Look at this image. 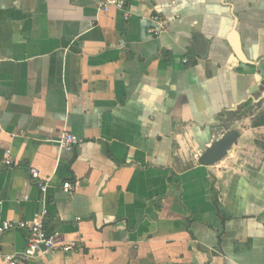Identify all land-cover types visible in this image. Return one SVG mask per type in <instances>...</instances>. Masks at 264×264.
<instances>
[{"label": "crops", "instance_id": "0c3cea01", "mask_svg": "<svg viewBox=\"0 0 264 264\" xmlns=\"http://www.w3.org/2000/svg\"><path fill=\"white\" fill-rule=\"evenodd\" d=\"M105 1L0 0V216L77 243L24 264H264V0Z\"/></svg>", "mask_w": 264, "mask_h": 264}, {"label": "built area", "instance_id": "2783aa9c", "mask_svg": "<svg viewBox=\"0 0 264 264\" xmlns=\"http://www.w3.org/2000/svg\"><path fill=\"white\" fill-rule=\"evenodd\" d=\"M111 7H115L125 13V18H129V11H127L126 4L123 0H106L102 4L104 10H109ZM154 20H158L155 16ZM149 32L151 34L158 35V28H150ZM78 138L71 132L63 133V145L69 150L73 151L78 143ZM33 180L40 181V188L42 191H46L49 187L48 182L42 180L39 170L36 168H31L30 170ZM64 189L71 192L74 187L71 182H65ZM47 211H45L46 213ZM11 230H25L28 233L27 237V247L21 255L6 254L4 255V260L6 264H24L25 260L36 258L41 254L55 251L56 249H61L64 252H69L77 246L75 241L68 243H59L58 234L52 233L47 228L44 217L38 218L34 221L22 220L19 222L4 220L0 216V233H4Z\"/></svg>", "mask_w": 264, "mask_h": 264}, {"label": "water", "instance_id": "95a60500", "mask_svg": "<svg viewBox=\"0 0 264 264\" xmlns=\"http://www.w3.org/2000/svg\"><path fill=\"white\" fill-rule=\"evenodd\" d=\"M229 42L236 53V55L242 60L247 61L244 51L242 49V43L239 32L235 29L229 36ZM240 132L236 129L225 133L222 137L212 143L210 147L199 158V162L203 165H215L223 160L240 138Z\"/></svg>", "mask_w": 264, "mask_h": 264}, {"label": "trees", "instance_id": "16d2710c", "mask_svg": "<svg viewBox=\"0 0 264 264\" xmlns=\"http://www.w3.org/2000/svg\"><path fill=\"white\" fill-rule=\"evenodd\" d=\"M216 204H217V206H218V208H219V214H220V216L222 217L223 222H224V221L227 219V215L224 214V213L222 212V210H221V208H220V206H219V202H218V201H216Z\"/></svg>", "mask_w": 264, "mask_h": 264}, {"label": "rangeland", "instance_id": "374dc122", "mask_svg": "<svg viewBox=\"0 0 264 264\" xmlns=\"http://www.w3.org/2000/svg\"><path fill=\"white\" fill-rule=\"evenodd\" d=\"M230 156V154H228V157ZM245 163L250 167L252 165V163H254V159H252L251 157H248L245 160Z\"/></svg>", "mask_w": 264, "mask_h": 264}]
</instances>
